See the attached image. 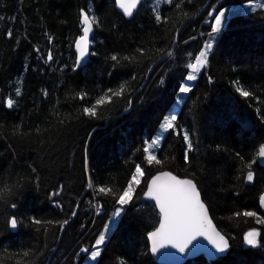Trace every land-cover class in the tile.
<instances>
[{
	"label": "trees",
	"instance_id": "16d2710c",
	"mask_svg": "<svg viewBox=\"0 0 264 264\" xmlns=\"http://www.w3.org/2000/svg\"><path fill=\"white\" fill-rule=\"evenodd\" d=\"M178 2L143 0L129 19L116 0H0V188L7 184L12 192L0 199V264H86L117 207L116 197L98 188L118 196L136 164L145 176L95 264H159L147 234L160 215L154 202L139 200L149 179L166 169L197 182L231 243L225 256L185 264H264V224L258 223L264 166L256 156L264 145V0H184L177 8ZM230 6L224 30L212 34L213 16ZM81 9L99 21L84 66L75 51ZM206 41L213 43L208 64L192 91L180 94L188 64ZM121 85L122 94L108 93L111 100L97 106L96 117L83 114ZM238 86L252 95L242 96ZM173 112L177 127L191 135L188 162L182 136L169 131L157 152L164 163L146 166L145 142ZM248 211L256 216H244ZM12 216L16 228L8 223ZM252 229L260 233L257 246L245 245Z\"/></svg>",
	"mask_w": 264,
	"mask_h": 264
},
{
	"label": "snow or ice",
	"instance_id": "6c2138e0",
	"mask_svg": "<svg viewBox=\"0 0 264 264\" xmlns=\"http://www.w3.org/2000/svg\"><path fill=\"white\" fill-rule=\"evenodd\" d=\"M139 0H117L119 7L123 9V12L127 16L133 14V9L136 7V4ZM167 3L171 4L173 0H166ZM184 3V0H179L176 3V7L180 8L181 4ZM259 7L264 8V4L259 5ZM255 10V9H253ZM216 12V10H213ZM226 10H220L213 16L214 24L212 26V33H219L221 28L226 20L225 16ZM187 15V14H185ZM212 16V13H209ZM81 23L83 25L82 32L83 34L76 41L75 47L78 50V60L77 65L80 61L84 59L88 47H89V34L93 31V24L99 23L98 19L95 16L89 17L88 13L81 9ZM157 22L161 21V16L159 12L156 13ZM11 36V32L8 33ZM213 48V43L206 41L203 49L199 51L198 55L194 57V62L188 64V68L192 71L188 74L187 80L194 81L197 79V73L201 69L205 68L208 64V54ZM139 51L143 52V49ZM171 55V53H168ZM48 60H52V54L49 52L47 54ZM112 61L119 62V58L116 55L111 56ZM211 77H209V80ZM239 84V82H236ZM124 86L121 85L118 91H113L109 88L107 92L95 100V103L91 107H84L83 114L88 117L97 116V106L102 105L111 100V96L108 93H112L115 96L122 94ZM192 91V87L189 84H184L179 87L180 94H187ZM237 91L244 97H249L252 95L249 91L244 90L242 87H237ZM17 95H19V90H17ZM45 95L47 93L45 92ZM86 93L80 94L79 98L84 99ZM183 96H177V104L182 102ZM14 101L11 99L7 100V106L11 108ZM177 120V115L175 112L163 118V123L160 125V134L153 138L151 142H145V146L142 151L145 154V165L151 166L161 165L164 163L163 160L159 159L157 152L161 146V142L164 139V133L171 131L177 136H182L183 141L186 145V151L184 154L185 162H188L189 156L188 152L192 150L193 143L191 135L187 130L178 128L175 121ZM256 156L264 159V145H261L259 151L256 153ZM243 160V157H241ZM257 161L253 159L250 163L246 165L248 169H251L252 165ZM145 176L144 168L141 165L136 164L134 172L132 173L130 180L127 183V186L123 189L122 192L117 193L113 192L111 188L108 187H99L98 194L109 195L116 197L115 204L117 205L116 210L112 214V222L115 221L116 217L121 215V212L124 210L125 206L129 205L133 200V195L136 191V188L141 184V178ZM245 179L248 182L253 181L254 173L249 170L246 174ZM147 191L145 192L146 197L152 199L155 202V206L159 210L160 221L159 226L154 230L148 233V236L151 240V251L153 253L158 252L160 249L171 246L176 248L179 252L183 253L188 248L190 244L197 237H205L211 243V245L218 251L224 252L229 247L228 240L225 239L219 232L215 230L212 226L211 221L208 217V209L201 200L200 191L197 188L196 183L192 179H180L171 172H160L159 174L153 176L151 180L145 185ZM19 187V184L16 185ZM89 188H92L93 185L91 182L88 184ZM12 194L11 186L5 184L0 188V199H6ZM58 194V193H57ZM261 204L264 205V196L261 197ZM12 208H16V204L11 205ZM73 215L76 213L73 212ZM237 216L240 213H236ZM244 216L254 217L256 216L255 212H244ZM35 224H41L42 222L39 219L33 218ZM11 228H16L18 225V219L15 216H12L9 221ZM51 223V222H49ZM64 224L67 221H63ZM258 223L264 224V219L258 220ZM109 231L108 225L105 226V231L98 235V238L93 244V251H91V258L95 260L101 255V247L106 240V233ZM260 233L253 229L247 232L244 240L247 245L257 246L259 244L258 237ZM88 251V249H84ZM29 252H24V256H28Z\"/></svg>",
	"mask_w": 264,
	"mask_h": 264
},
{
	"label": "water",
	"instance_id": "95a60500",
	"mask_svg": "<svg viewBox=\"0 0 264 264\" xmlns=\"http://www.w3.org/2000/svg\"><path fill=\"white\" fill-rule=\"evenodd\" d=\"M143 0H139V2L136 4V7L133 9V14L129 17L127 15L124 14L123 12V9H121L119 7V4L117 3L116 1V5H117V9L119 12H121L126 18H132L135 14V12L137 11V9L140 7L141 3H142ZM90 17V16H89ZM93 31H94V25H93ZM93 31L89 34V47H88V51L84 57L83 60L80 61L79 63V66H84L89 58H90V54H91V46H92V35H93ZM83 34V33H82ZM76 44V43H75ZM177 46V44L175 45V47ZM75 51H76V54H77V60H78V50L76 49L75 47ZM172 54V53H171ZM258 162L260 165L264 166V159H261L258 157ZM171 172L172 175L180 178V179H192L196 185H197V188L198 190L200 191V195H201V200L203 201V203L205 204V206L207 207L208 209V217L211 221V224L212 226L215 228V230L217 232H219L222 236L225 237L226 240H228V243H229V247L228 249H226L224 252H218L212 245L211 243L207 240V238L205 237H197L196 240H194L192 242V244H190L188 246V248L185 250V252L181 253L179 252L176 248H173L171 246H168V247H165V248H162L160 249L158 252L156 253H153L151 251V240L147 234V239H148V242H149V250H150V255L152 256V258L158 262L159 264H185L188 260H191L193 258H196V257H199L201 255H204L205 257H207L209 260H216L217 258L219 257H222V256H225L229 250V248L231 247V243H230V239L229 237L219 228V226L217 225L216 221L214 220L212 214H211V211H210V208H209V205L207 204V202L205 201L204 197H203V193L201 191V189L199 188L197 182L191 178V177H184V176H180L178 174H176L175 172L171 171V170H161V171H158L156 172L153 176L159 174L160 172ZM152 176V177H153ZM151 177V178H152ZM151 178L149 179V181L151 180ZM148 181V182H149ZM147 191V188L145 190V192ZM145 192L143 194V196L140 198L139 201H144V200H148V201H152L154 202L152 199L146 197L145 195ZM264 196V192L261 194V197ZM261 197H260V204H261ZM155 203V202H154ZM261 207H262V210L264 212V205L261 204ZM158 210V208H157ZM159 212V210H158ZM161 219V217H160ZM160 221V220H159ZM159 226V224H158ZM157 226V227H158ZM156 227V228H157ZM155 228V229H156ZM155 229L151 230V231H154ZM150 231V232H151Z\"/></svg>",
	"mask_w": 264,
	"mask_h": 264
},
{
	"label": "rangeland",
	"instance_id": "374dc122",
	"mask_svg": "<svg viewBox=\"0 0 264 264\" xmlns=\"http://www.w3.org/2000/svg\"><path fill=\"white\" fill-rule=\"evenodd\" d=\"M259 1H257V2H249V4H252V6L253 5H255V4H257ZM234 7L233 6H230V7H227V8H224V9H222V10H226L225 11V16H226V20H225V22H224V24H223V26H222V28H221V31H223L224 30V28H225V26H226V24H227V17H230V13L232 12V11H234ZM213 24H214V21H213ZM220 31V32H221ZM212 32V31H211ZM212 34H215V33H212ZM196 75H198V73L196 74ZM193 81H188L187 79L185 80V82H184V84H191ZM183 84V85H184ZM163 123V122H162ZM160 134V128H159V130H158V132H157V134L155 135V137H157L158 135ZM165 135H166V133H164V137H165ZM154 137V138H155ZM163 141V140H162ZM161 144H162V142H161ZM142 179V178H141ZM94 208H95V210H96V214H102L101 212H102V208L100 207V205H96L95 203H94V206H93ZM121 216V215H120ZM120 216H119V218H120ZM116 220V219H115ZM115 221L114 222H112V218L109 220V222L107 223V225H108V227H109V231L106 233V239L109 237V235H110V232H111V229L115 226ZM253 230V229H252ZM255 230H257V229H255ZM104 231H105V228H104ZM251 231V230H250ZM258 231V230H257ZM249 232V231H248ZM247 234V233H246ZM258 239V238H257ZM106 241V240H105ZM245 245H247L246 244V242H245ZM247 246H250V245H247ZM98 259V257L95 259V260H93L92 258H91V255L90 256H88V259L86 260V264H95V262H96V260Z\"/></svg>",
	"mask_w": 264,
	"mask_h": 264
},
{
	"label": "bare ground",
	"instance_id": "6f19581e",
	"mask_svg": "<svg viewBox=\"0 0 264 264\" xmlns=\"http://www.w3.org/2000/svg\"><path fill=\"white\" fill-rule=\"evenodd\" d=\"M117 1V0H116ZM116 7H117V5H116ZM77 55V54H76Z\"/></svg>",
	"mask_w": 264,
	"mask_h": 264
}]
</instances>
